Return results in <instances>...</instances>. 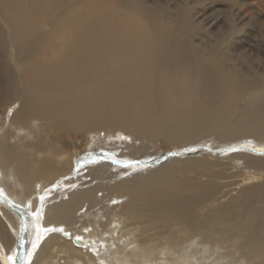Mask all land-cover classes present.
I'll use <instances>...</instances> for the list:
<instances>
[{"label": "bare ground", "instance_id": "obj_1", "mask_svg": "<svg viewBox=\"0 0 264 264\" xmlns=\"http://www.w3.org/2000/svg\"><path fill=\"white\" fill-rule=\"evenodd\" d=\"M171 1L0 0V264H264V40Z\"/></svg>", "mask_w": 264, "mask_h": 264}, {"label": "rangeland", "instance_id": "obj_2", "mask_svg": "<svg viewBox=\"0 0 264 264\" xmlns=\"http://www.w3.org/2000/svg\"><path fill=\"white\" fill-rule=\"evenodd\" d=\"M57 1V0H56ZM171 0H169V2H170ZM176 0H173V1H171V3H169V5L171 6V5H173V4H176V2H175ZM209 1V2H208ZM208 1H206V2H208V3H203V5L202 6H200V7H197L196 8V10H194L193 11V13H195V12H197V11H199L200 9V12H199V15L200 14H203V12H205L206 10H208L209 8H208V6H206V5H209V4H213V5H215V3L217 4V6H216V8L210 13V12H208V13H206V15H210V14H212V16H214V18L215 19H217V21H218V24L220 23V25L219 26H224L225 24H226V21H227V12L228 11H231V10H233L234 11V13L236 12V10H239V12H243V15L241 16V17H243L242 18V20H244L243 22V27H242V29H241V33L239 32V35H237V38L238 37H240V35H241V39H243L244 40V38H249V36H250V34H251V37L250 38H252V36H253V39L252 40H260V42H263V40H264V6H263V4L261 5V8L259 7V6H255V7H253V8H251V7H247V6H244L243 8L241 7H238V6H233L234 7V9H233V7H232V3L233 2H235L236 0H208ZM213 1H215L214 3H213ZM29 3L31 4L32 3V1H29ZM52 3H56V2H52ZM255 4V3H254ZM204 6V7H203ZM206 6V7H205ZM203 7V8H202ZM235 7H237V8H235ZM199 9V10H198ZM245 11H247L248 13H249V15H251V19H249V18H247V17H245L244 16V14H245V12L243 11V10ZM258 9V10H257ZM203 11V12H202ZM202 12V13H201ZM241 12V13H242ZM240 13V14H241ZM217 17V18H216ZM225 18H226V20H225ZM245 18V19H244ZM253 18H254V20H253ZM246 19H248V20H246ZM222 24V25H221ZM243 30V31H242ZM243 33H246V35L245 34H243ZM248 34V35H247ZM245 36V37H244ZM248 36V37H247ZM255 38V39H254ZM10 108V109H9ZM9 108H7V109H4V111L6 112H4V115L6 116V117H8L9 115H8V113L9 112H11L13 109H14V106L13 107H9ZM7 110H8V112H7ZM183 148L185 149H187L188 147H184V146H181L180 148L179 147H171V146H169V147H166V148H162V147H160L159 149H158V153H166L165 154V158H169V157H171L170 156V154L168 153V152H173V151H177L178 153H174L173 154V156H177V155H182V154H184V151H181V150H183ZM166 151V152H165ZM187 151H189V148L187 149ZM193 151H197V150H193ZM190 155H193L194 154V152L193 153H189ZM188 154V155H189ZM221 156H225V154H221ZM125 168V167H124ZM142 169V168H141ZM138 170L137 171V174L138 173H140L142 170ZM141 174V173H140ZM140 174H138V175H140ZM84 182V180L83 179H81V180H79V181H76V182H70V184H68V183H58L57 181L56 182H54V184L52 185V186H50L47 190H45L44 191V195H43V199L44 198H48V196L50 195V193H51V191L52 190H57V191H59V187L61 186V185H66V186H64L63 188H67V189H65V190H62L63 192L65 191V192H70V190H72L73 191V186H75L76 184H78L79 186L82 184ZM74 183V184H73ZM71 184H73V186H72V188L69 186V185H71ZM80 187H87V186H80ZM46 191H48V193H46L45 194V192ZM101 199L99 200L100 202H99V204L98 205H94L91 201H86L85 203H83L82 205H81V207L78 209V211L75 213L76 214V216L78 217L77 218V221H78V223H75L74 225H72V226H70V228H72V229H82V228H85V229H90V228H95V229H97L96 227H94V222L96 221V217L98 216V218H99V220L101 219V217H102V219L104 218H107L108 216L109 217H113L114 216V211H113V213H111L110 215H109V211L111 210V208H114L117 204H112L114 201L112 200V199H108V198H112V197H107V198H105V199H102V197H100ZM47 200L48 199H46V202H47ZM109 200V201H108ZM51 202H53V201H50V203ZM41 203V202H40ZM49 203V204H50ZM111 203V204H110ZM123 204V203H122ZM122 204H118L117 206H121ZM100 205V206H99ZM99 206V207H98ZM103 206V207H102ZM111 206V207H110ZM102 207V209H100ZM105 208V209H104ZM98 209H99V211H98ZM104 209V210H103ZM102 213H101V212ZM121 211V210H120ZM99 212H100V214H99ZM104 212V213H103ZM111 212V211H110ZM94 213V214H93ZM107 213H108V215H107ZM107 215V216H106ZM106 216V217H105ZM114 219H117L115 216L113 217ZM95 219V220H94ZM92 220H93V222H92ZM91 222H92V224H91ZM91 225H93V226H90V224ZM45 225V220H44V213L42 214V217L40 218V226H41V229H45L46 230V228H49L50 226H53L52 224H49V225H47L46 227L44 226ZM113 226V225H112ZM111 226V227H112ZM122 227V226H121ZM120 227V228H121ZM44 230V231H45ZM97 230H99V229H97ZM46 233H47V231H45ZM46 233H45V235H46ZM45 237V236H44ZM43 238V237H42ZM110 240H112L111 238H110ZM39 248H37L36 249V251L38 250ZM216 255L215 254H213V256H212V258H210V262H212V263H216V262H218V260H216ZM229 259V257H226L223 261H226V260H228Z\"/></svg>", "mask_w": 264, "mask_h": 264}]
</instances>
